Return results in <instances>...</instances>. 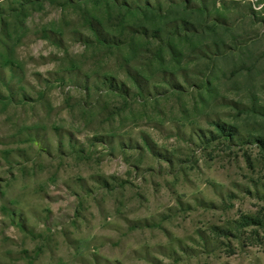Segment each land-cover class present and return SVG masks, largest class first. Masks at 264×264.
Instances as JSON below:
<instances>
[{
	"label": "rangeland",
	"instance_id": "374dc122",
	"mask_svg": "<svg viewBox=\"0 0 264 264\" xmlns=\"http://www.w3.org/2000/svg\"><path fill=\"white\" fill-rule=\"evenodd\" d=\"M0 264H264V0H0Z\"/></svg>",
	"mask_w": 264,
	"mask_h": 264
}]
</instances>
